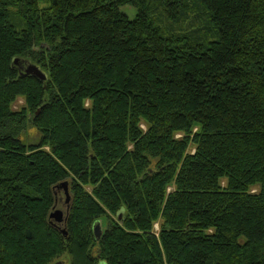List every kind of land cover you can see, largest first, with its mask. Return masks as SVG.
<instances>
[{"label":"trees","instance_id":"obj_1","mask_svg":"<svg viewBox=\"0 0 264 264\" xmlns=\"http://www.w3.org/2000/svg\"><path fill=\"white\" fill-rule=\"evenodd\" d=\"M59 261L264 264V0H0V264Z\"/></svg>","mask_w":264,"mask_h":264},{"label":"rangeland","instance_id":"obj_2","mask_svg":"<svg viewBox=\"0 0 264 264\" xmlns=\"http://www.w3.org/2000/svg\"><path fill=\"white\" fill-rule=\"evenodd\" d=\"M121 10L123 11V12H125L130 18H132L133 17V15H134V9L131 7V6H123L122 8H121ZM22 66H23V68H22V70L24 69H26L29 65H32V64H30V62H28V61H24L22 64H21ZM23 100L22 99H18L16 102H15V104L13 105V109L14 110H17V109H19L21 106H23ZM37 132V130L34 128V127H32V128H30L29 130H28V132H27V134H28V138H29V140L30 141H35L36 140V136H35V133ZM38 133V132H37ZM64 197H65V195H64V193L62 192V190L59 192V194H58V200L56 201V205H55V209H57V210H61L62 211V213H64L65 212V209H66V207H65V204L66 203H64ZM98 226L99 227V229L102 231V230H104L105 229V227H106V221H105V219L104 218H101V219H99L98 221H96L94 224H93V228L95 227V226ZM92 228V229H93ZM64 258V257H63ZM65 259V258H64ZM56 264H63L61 261H59L58 263H56ZM99 264H103V263H99Z\"/></svg>","mask_w":264,"mask_h":264},{"label":"water","instance_id":"obj_3","mask_svg":"<svg viewBox=\"0 0 264 264\" xmlns=\"http://www.w3.org/2000/svg\"><path fill=\"white\" fill-rule=\"evenodd\" d=\"M24 75L34 76L41 81H44L46 79V75L38 67H36L34 65H29L24 70ZM63 189H64V195H65V202H67L68 201V192H67L66 184H64ZM50 218L53 219L56 223H62L63 222V213L61 210L54 209L50 214ZM92 230H93V234L95 236V239H99L100 235H101V230L99 229V227L96 225Z\"/></svg>","mask_w":264,"mask_h":264}]
</instances>
